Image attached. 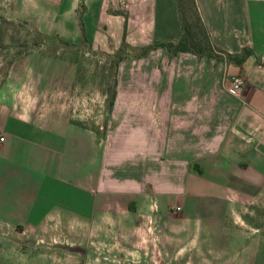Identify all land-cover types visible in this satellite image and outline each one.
Segmentation results:
<instances>
[{
    "label": "crops",
    "instance_id": "0c3cea01",
    "mask_svg": "<svg viewBox=\"0 0 264 264\" xmlns=\"http://www.w3.org/2000/svg\"><path fill=\"white\" fill-rule=\"evenodd\" d=\"M194 1L215 50L248 54L128 52L102 125L79 115L74 59L32 50L0 62V264H264V0ZM1 10L106 55L181 36L174 0Z\"/></svg>",
    "mask_w": 264,
    "mask_h": 264
},
{
    "label": "rangeland",
    "instance_id": "374dc122",
    "mask_svg": "<svg viewBox=\"0 0 264 264\" xmlns=\"http://www.w3.org/2000/svg\"><path fill=\"white\" fill-rule=\"evenodd\" d=\"M4 8H7L6 6ZM5 11H0V62H6L13 57L22 55L32 50L39 52L62 56L65 55L77 61V78L81 80L83 86L80 92V106L78 107L79 115L82 116L83 122L89 124V121H99L98 124L106 122L105 112H107V103L112 92V82L114 81V53L106 55L102 52L91 51L85 42L81 41L80 45L65 47L61 45L63 40L55 36H45L39 31L26 27V24L18 23L15 20L7 19ZM189 20H192V14H187ZM35 32L40 36H36ZM199 33L198 27L195 29ZM55 39V40H53ZM60 43V44H59ZM64 43V42H63ZM36 44V47H35ZM62 47V48H61ZM120 55L125 57L126 53L135 56L137 49L122 48ZM126 49V50H125ZM220 56V54H217ZM203 58V57H202ZM222 59V56H220ZM224 58H226L224 56ZM199 59V58H198ZM3 63V64H4ZM2 70V66L0 67ZM1 72V71H0ZM99 84V85H98ZM95 92H101L105 96L104 104L102 99H97ZM95 94V97L93 96ZM90 95V96H89ZM96 110L98 111L95 115ZM100 125V127H101ZM99 126V125H98ZM97 128V127H96ZM98 130V128H97ZM179 264V263H169Z\"/></svg>",
    "mask_w": 264,
    "mask_h": 264
},
{
    "label": "trees",
    "instance_id": "16d2710c",
    "mask_svg": "<svg viewBox=\"0 0 264 264\" xmlns=\"http://www.w3.org/2000/svg\"><path fill=\"white\" fill-rule=\"evenodd\" d=\"M174 1L176 3L178 20H179L180 28H181V36L179 40L175 43H156L154 42L150 44L149 46L138 48L137 50H133V51L138 52L134 56L135 58L145 57L148 54V52H150L151 50H154L156 48H161L166 54V56H168V58L174 57L178 53H189V54L194 55L196 58L204 57L207 59L213 58L215 60H220L221 59L220 56L216 54V53L218 54L220 53L223 56H225L226 59L234 61L239 64L244 59V57L248 54L246 50H242V52L239 55L230 56V55H225L215 50L211 46L206 30L201 22L200 16L198 14V11L195 5V1L194 0H174ZM189 12H191L192 14V20H189L187 16ZM197 27L199 30L198 34H196L195 32V29ZM35 35L39 36L36 32H35ZM83 42L85 41L83 40ZM85 44L86 46H88L86 42ZM61 45L65 47H69L68 44L63 43V42L61 43ZM35 47H36V44H35ZM88 49H90V47H88ZM114 59H115L114 64H116L122 59L120 52L114 55ZM113 86H114V81L112 83V92L110 94V97L107 103L108 110L111 108L112 100L114 97Z\"/></svg>",
    "mask_w": 264,
    "mask_h": 264
},
{
    "label": "built area",
    "instance_id": "2783aa9c",
    "mask_svg": "<svg viewBox=\"0 0 264 264\" xmlns=\"http://www.w3.org/2000/svg\"><path fill=\"white\" fill-rule=\"evenodd\" d=\"M242 79L239 77H232L230 79V82L228 84V87L226 88L227 93L231 95H236L240 92L241 86H242ZM4 141V137L2 134H0V143ZM176 211L179 210V208L175 209Z\"/></svg>",
    "mask_w": 264,
    "mask_h": 264
}]
</instances>
